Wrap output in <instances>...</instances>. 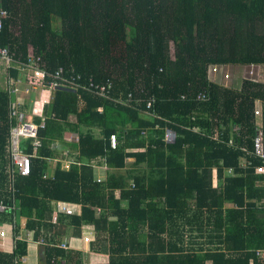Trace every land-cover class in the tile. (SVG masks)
I'll list each match as a JSON object with an SVG mask.
<instances>
[{
    "label": "trees",
    "instance_id": "obj_1",
    "mask_svg": "<svg viewBox=\"0 0 264 264\" xmlns=\"http://www.w3.org/2000/svg\"><path fill=\"white\" fill-rule=\"evenodd\" d=\"M0 8L9 12L0 47L15 58L0 89V198L19 207L0 213L15 238L0 264L28 255L31 230L45 241L39 264H85L60 247L65 227L82 237L84 225L107 264H264V159L254 146L258 106L264 136V81L246 77L238 88L211 75L216 66L264 68V0H0ZM31 54L51 100L42 145L34 152L24 139L31 173L16 176L12 194L9 82L24 68L19 86L29 88ZM60 69L74 84L51 88ZM89 80L110 83L109 96L87 89ZM58 201L80 214L53 222Z\"/></svg>",
    "mask_w": 264,
    "mask_h": 264
},
{
    "label": "built area",
    "instance_id": "obj_2",
    "mask_svg": "<svg viewBox=\"0 0 264 264\" xmlns=\"http://www.w3.org/2000/svg\"><path fill=\"white\" fill-rule=\"evenodd\" d=\"M9 17V12L6 9L0 8V31L4 28V22ZM39 59L35 57L33 54L30 55L28 62L25 64L27 68L33 70V75L31 76V83L29 88L24 90L20 89L21 79L18 81L10 80L9 89L12 94V105H11V137H10V166H9V188L12 194H14V183L17 175L26 177L31 173V155L26 153V144L24 139H31V145L34 147V152L42 145V142L39 138L40 129L45 126L46 119L44 117V106H46L50 100L43 99L41 106L35 103L31 116H38L41 119L40 123H36L32 117H29L22 109L24 105V99L22 93L30 94L31 91L38 90V86H42L40 81L46 77L45 71H43L39 65ZM0 62L6 64L7 67H12L15 62V58L9 47H0ZM211 75L213 76H221L225 81L232 80L231 75L227 72V66H216L211 68ZM249 71L248 78L253 79L254 81L263 82L264 81V68L259 66H249L247 67ZM25 70L24 68L22 69ZM53 78L57 79L58 82H54L51 85V88L60 86L61 83H67L69 85H73L75 78H67L62 69L58 70ZM111 85L108 83L107 86ZM106 85L94 84L92 80H89L88 87L89 90L97 91L99 95L109 96ZM110 87V86H109ZM201 100H206V95L201 96ZM150 106V102H147V107ZM255 115L257 118V133L254 141L255 146V154L256 156L264 159V136L262 130V109L260 106L256 108ZM235 131L239 130V127L236 126ZM77 140V137H74ZM175 139V132L172 130H167L165 134V140L169 142ZM111 146L113 148L117 147L118 144V136L116 134H112L110 137ZM65 169L69 168V163H65ZM230 173L232 171L230 170ZM258 174H264V166H260L257 169ZM47 177V176H45ZM98 182L101 179L97 180ZM14 211L19 210L18 202L12 198V203L9 205ZM9 206L5 203L4 198H0V213L7 212ZM60 213H64L66 215H77L80 214V206L71 204L64 201H58L54 203V212L52 221L56 222L58 215ZM0 238L5 237L9 231L13 233V224L11 222L0 221ZM25 238L28 242V247L33 244H43L45 243L44 238L41 239L40 242L34 241V231H26ZM24 235H18V238H23ZM94 238V227L92 225H84L82 226V239L85 243H90ZM15 243V238H14ZM60 247L62 249H69V246L66 243H61ZM262 258L264 259V252L261 253ZM27 261L26 256L22 257L19 261H16L15 264H20V262L25 263Z\"/></svg>",
    "mask_w": 264,
    "mask_h": 264
},
{
    "label": "crops",
    "instance_id": "obj_3",
    "mask_svg": "<svg viewBox=\"0 0 264 264\" xmlns=\"http://www.w3.org/2000/svg\"><path fill=\"white\" fill-rule=\"evenodd\" d=\"M7 73V70H6ZM21 80H27L26 71H20ZM7 84V75L4 89ZM24 90V89H21ZM24 99L23 111L32 119L39 118L38 116H31L35 103L41 106L43 99L51 100V92L45 89L43 86H38V90L32 91L30 94L22 93ZM45 107V106H44ZM69 134L68 136H70ZM96 177L106 178L108 176V169L101 160L94 162ZM20 222L22 225L26 224V218H21ZM1 224V223H0ZM82 231V230H81ZM75 234V230L71 226L65 227V232L62 237V242L69 246V249L79 251L82 254V260L85 264H98V263H109L110 255L106 252H95L90 249L89 243L83 242L82 237ZM54 236V235H53ZM15 247L14 236L11 231L3 238H0V252L12 253ZM42 250L39 244H33L28 247V255L26 256L27 261L22 264H39L42 259ZM207 264H212L207 262Z\"/></svg>",
    "mask_w": 264,
    "mask_h": 264
},
{
    "label": "rangeland",
    "instance_id": "obj_4",
    "mask_svg": "<svg viewBox=\"0 0 264 264\" xmlns=\"http://www.w3.org/2000/svg\"><path fill=\"white\" fill-rule=\"evenodd\" d=\"M226 70L232 77V82L229 83V85L232 86L234 84V86L238 88L241 87L242 80L249 75L248 69L242 66H228ZM217 78H219V76ZM5 82H6V65L3 62H0V89H4ZM70 138H72L71 135Z\"/></svg>",
    "mask_w": 264,
    "mask_h": 264
}]
</instances>
